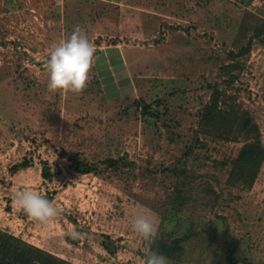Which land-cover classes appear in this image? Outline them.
Listing matches in <instances>:
<instances>
[{"label": "rangeland", "instance_id": "374dc122", "mask_svg": "<svg viewBox=\"0 0 264 264\" xmlns=\"http://www.w3.org/2000/svg\"><path fill=\"white\" fill-rule=\"evenodd\" d=\"M77 24L95 47L86 87L49 92L50 47ZM256 28L264 0H0V229L72 264H142L149 244L181 236L169 264H227L230 249L239 264H264V160L250 187H230L221 162L245 141L198 131L216 85L264 147ZM246 45L229 85L221 68ZM24 188L59 214L33 220L12 200ZM145 209L151 242L131 228Z\"/></svg>", "mask_w": 264, "mask_h": 264}, {"label": "trees", "instance_id": "16d2710c", "mask_svg": "<svg viewBox=\"0 0 264 264\" xmlns=\"http://www.w3.org/2000/svg\"><path fill=\"white\" fill-rule=\"evenodd\" d=\"M257 35L263 29H257ZM249 52V45L239 49L238 52L231 51L229 59L234 60L228 65L222 66L221 70L228 76L226 79L230 85L236 75L234 70L240 68L239 62L235 59ZM121 62V61H120ZM212 92L208 103L200 110L199 133L205 136H214L228 140L231 135L242 137L245 141L237 156L230 162H221L222 165L229 163L226 184L230 187H250L257 177L261 164L264 160V147L256 139L252 138L254 127L251 125L247 113L240 110L233 95H228L225 90L218 86H211ZM143 109L149 110L148 106ZM199 138V137H198ZM192 148V147H191ZM191 148L187 150H191ZM184 237L172 239L170 242L158 241L157 252L166 256L169 260L175 259L182 251L181 242ZM230 251L224 253L227 264H239L233 258ZM229 252V253H228ZM0 264H72L44 249L31 245L22 239L15 237L0 229Z\"/></svg>", "mask_w": 264, "mask_h": 264}, {"label": "clouds", "instance_id": "9594fccd", "mask_svg": "<svg viewBox=\"0 0 264 264\" xmlns=\"http://www.w3.org/2000/svg\"><path fill=\"white\" fill-rule=\"evenodd\" d=\"M95 57L94 44L83 26H73L70 35L50 47L44 69L48 74L47 90L79 93L88 82L89 73ZM13 203L33 220L48 223L59 212L55 204L38 191L24 188L12 193ZM155 214L149 209L136 213L131 221L134 234L146 242L155 239L158 227ZM67 237L71 240L82 238V234L73 229ZM142 264H169L166 256L152 250L150 244L144 249Z\"/></svg>", "mask_w": 264, "mask_h": 264}, {"label": "crops", "instance_id": "0c3cea01", "mask_svg": "<svg viewBox=\"0 0 264 264\" xmlns=\"http://www.w3.org/2000/svg\"><path fill=\"white\" fill-rule=\"evenodd\" d=\"M101 1V3L109 5L110 3H115L120 5L123 0H98Z\"/></svg>", "mask_w": 264, "mask_h": 264}, {"label": "bare ground", "instance_id": "6f19581e", "mask_svg": "<svg viewBox=\"0 0 264 264\" xmlns=\"http://www.w3.org/2000/svg\"><path fill=\"white\" fill-rule=\"evenodd\" d=\"M119 44V43H118Z\"/></svg>", "mask_w": 264, "mask_h": 264}]
</instances>
